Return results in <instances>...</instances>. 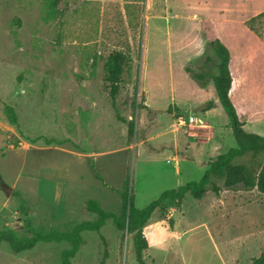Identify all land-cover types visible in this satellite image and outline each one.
<instances>
[{"label":"rangeland","instance_id":"obj_1","mask_svg":"<svg viewBox=\"0 0 264 264\" xmlns=\"http://www.w3.org/2000/svg\"><path fill=\"white\" fill-rule=\"evenodd\" d=\"M263 6L264 0H0V184L12 189L7 194L0 185V231L28 234L17 192L36 230L67 232L98 218L88 201L127 218L123 193L142 209L167 189L199 181L236 141L220 102L209 115L216 137L189 119L204 120L202 106L219 99L214 81L194 72L216 75L210 42L223 27L247 28L241 22ZM256 27L264 40V20ZM114 51L132 61L113 100L105 64ZM201 82L202 97L193 94ZM263 161L264 152L235 159L256 168ZM213 182L221 193L208 189L197 199L187 192L181 203L167 202V213L153 212L144 227L146 264H252L261 254L264 195ZM82 236L72 264H138L133 232L113 219ZM69 247L39 242L15 252L1 241L0 264H57Z\"/></svg>","mask_w":264,"mask_h":264},{"label":"trees","instance_id":"obj_2","mask_svg":"<svg viewBox=\"0 0 264 264\" xmlns=\"http://www.w3.org/2000/svg\"><path fill=\"white\" fill-rule=\"evenodd\" d=\"M261 20H264V11L251 17V19L246 22L249 28L257 32L259 36L262 35L256 27V23ZM210 44L218 58V73L216 75H210L194 72V76L201 81H204L206 78L214 81L219 100L228 114L236 146L231 147L228 151L217 155L215 159L211 160L208 163L205 174L199 181H191L176 188L167 189L163 191L157 199L153 200L142 209L135 206L132 196L129 197L126 192L123 193L122 207L124 209V214L127 212V218H122L113 212L105 211L102 205L97 201H88L86 203V209L91 212H96L98 218L96 220L82 221L75 224L72 229L67 232L58 230L43 232L36 230L30 222L27 201L17 192V195L20 197L19 209L25 216V227L28 230V234L19 236L13 229L1 230L0 242L5 241L12 250L21 252L32 249L39 242L67 241L70 243V247L62 252L61 261L57 264H72L73 258H75L83 244L82 232L89 230L100 233L106 221L111 218L119 229L123 230L127 228L129 231L133 232V248L136 261L138 264H146L143 253L149 248L150 244L144 234V227L147 225L156 209H160L163 213H167L168 201L181 203L187 192H190L195 198L201 199L208 189L219 194L221 187L213 182L214 178L222 179L224 186L228 189H234L240 186L247 190L256 188L264 195V161L257 168L253 165L235 162V159L249 152L252 153L253 158H256L257 155L264 152V136L247 132L244 129V123L240 120L237 110L230 98L232 75L229 69V49L218 38L213 39ZM131 61V57L121 51L112 52L107 59L105 64L107 73L106 78L111 83V96L113 100L118 92L124 67ZM186 69L188 71L190 70L189 67ZM213 105L214 103L212 101L208 102L203 110L210 109ZM168 112L172 113V108H169ZM6 114L12 123L16 122V115L11 107H6ZM129 128L130 131L133 130V124L131 122ZM252 264H264V250L258 257L252 260Z\"/></svg>","mask_w":264,"mask_h":264},{"label":"crops","instance_id":"obj_3","mask_svg":"<svg viewBox=\"0 0 264 264\" xmlns=\"http://www.w3.org/2000/svg\"><path fill=\"white\" fill-rule=\"evenodd\" d=\"M262 11L257 10L255 15ZM247 20H243L241 24H246ZM225 23L235 24L236 22L225 21ZM222 30L216 38L220 39L230 51L229 69L232 75L230 98L240 120L244 123V129L264 136V40L248 26L241 28L232 25L223 27ZM205 52L195 51V55L201 57ZM205 88V82H201L200 85H196L193 94L199 93L202 97ZM219 102V99L213 100V107L207 110H203L205 105L202 106L204 120L195 115L189 117L192 121H197L200 127H205L203 133L209 131L212 137L214 134L216 137L217 129L210 123L209 115L216 109Z\"/></svg>","mask_w":264,"mask_h":264},{"label":"water","instance_id":"obj_4","mask_svg":"<svg viewBox=\"0 0 264 264\" xmlns=\"http://www.w3.org/2000/svg\"><path fill=\"white\" fill-rule=\"evenodd\" d=\"M0 185H1L2 189H3L7 194H10V193H11V191H12L11 187H8V186H6V185L3 184V183H1Z\"/></svg>","mask_w":264,"mask_h":264},{"label":"built area","instance_id":"obj_5","mask_svg":"<svg viewBox=\"0 0 264 264\" xmlns=\"http://www.w3.org/2000/svg\"><path fill=\"white\" fill-rule=\"evenodd\" d=\"M191 120V119H190ZM192 121V120H191Z\"/></svg>","mask_w":264,"mask_h":264}]
</instances>
